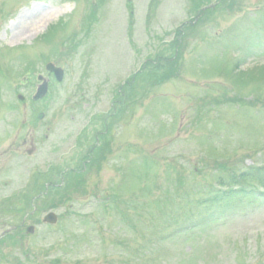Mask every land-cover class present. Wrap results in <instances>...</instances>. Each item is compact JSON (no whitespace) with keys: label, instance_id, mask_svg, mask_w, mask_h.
I'll return each mask as SVG.
<instances>
[{"label":"rangeland","instance_id":"1","mask_svg":"<svg viewBox=\"0 0 264 264\" xmlns=\"http://www.w3.org/2000/svg\"><path fill=\"white\" fill-rule=\"evenodd\" d=\"M255 1L0 0V202L22 209L0 264H264V202L208 204L218 168L264 163V4L237 21ZM48 62L64 79L33 102Z\"/></svg>","mask_w":264,"mask_h":264},{"label":"trees","instance_id":"2","mask_svg":"<svg viewBox=\"0 0 264 264\" xmlns=\"http://www.w3.org/2000/svg\"><path fill=\"white\" fill-rule=\"evenodd\" d=\"M169 63H172V61L170 62L169 60L167 64ZM94 151H99V149L96 148L94 149ZM220 168L222 173H219L220 175L216 178V182L218 183V185L226 184L229 185V187H234V188L236 187L237 189L232 192V188L228 187L227 191L222 192L220 195L217 193L214 194V197L208 201V204H221L223 200H226L227 204H232L236 200L239 201L238 198L241 199L246 198L248 195H250L249 193H251L250 189L248 190L247 187H251L252 185V184L251 185L246 184V180H248L249 178H256L257 175L262 174L264 171V166L250 167L248 169L246 168L244 169L243 172L232 170L229 173L228 169H226V171H228L227 173L229 174L226 177L227 181H224V176L226 175H221L224 174L223 172H225L224 167H220ZM229 190H231V192Z\"/></svg>","mask_w":264,"mask_h":264},{"label":"water","instance_id":"3","mask_svg":"<svg viewBox=\"0 0 264 264\" xmlns=\"http://www.w3.org/2000/svg\"><path fill=\"white\" fill-rule=\"evenodd\" d=\"M50 218H51V220H50ZM46 221L51 222V223L54 222L53 216L52 215L47 216Z\"/></svg>","mask_w":264,"mask_h":264}]
</instances>
